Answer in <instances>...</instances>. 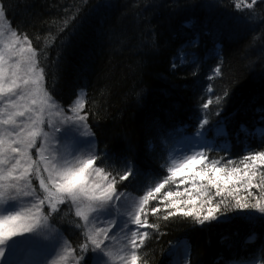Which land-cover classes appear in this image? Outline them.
Instances as JSON below:
<instances>
[{
  "label": "trees",
  "instance_id": "16d2710c",
  "mask_svg": "<svg viewBox=\"0 0 264 264\" xmlns=\"http://www.w3.org/2000/svg\"><path fill=\"white\" fill-rule=\"evenodd\" d=\"M237 2L0 0V9L6 13L5 25L20 39L27 37L25 43L35 50L37 65L44 70L43 87L56 104L69 106L82 96V114L95 133L93 154L109 157L95 166L118 180L126 170L125 158L139 161V174L117 187L141 198L166 177L168 147L184 137L194 139L204 116L210 123L227 121L223 137L213 130L209 141L201 142L213 146L207 162L217 160L223 166L230 157L231 166L242 167L239 160L249 148L264 151V139L256 131L264 127L259 120V109L264 108V0H257L251 9L243 5L237 9ZM209 3L213 7L205 6ZM190 19L195 25L182 27ZM206 23L220 29L215 40L203 34ZM197 33L199 44L193 47ZM181 49L187 54L185 63L180 62ZM193 55L196 64L191 63ZM218 64L220 76L213 71ZM225 90L230 96L221 115H216L220 105L215 102L203 112L201 103ZM241 124L250 134L235 135ZM176 190V183L165 185L146 206L142 219L151 227L143 228L147 236L138 264H172L169 249L178 243L188 248L193 264H250L253 258L261 264L264 222L232 212L219 223L205 225L180 215L165 219L163 193ZM15 192L28 193L21 188ZM153 207L159 209L155 214ZM59 208L53 212L43 206L42 214L51 228L61 232L70 250L77 248L87 237L83 223L69 201Z\"/></svg>",
  "mask_w": 264,
  "mask_h": 264
},
{
  "label": "snow or ice",
  "instance_id": "6c2138e0",
  "mask_svg": "<svg viewBox=\"0 0 264 264\" xmlns=\"http://www.w3.org/2000/svg\"><path fill=\"white\" fill-rule=\"evenodd\" d=\"M256 2L257 0H251L250 3L245 4L244 0H238L235 7L240 9L243 5L251 9ZM104 6L107 7V4ZM205 6L213 7L211 3ZM5 16V11L0 9V37L5 36L3 30L5 25L2 23ZM195 23L194 19H190L183 22L182 27L192 28ZM219 33L218 27H209L207 23L204 25L203 34L205 36L213 37L215 40ZM199 35L197 33L196 39L191 41V46L195 47L199 44ZM25 41H27V37L21 40L17 31L13 30L7 38V42L3 44V48H0V105H2L0 106V165H11L7 172L0 168V181L16 182L27 176L29 167H31L29 149L34 146L37 136L41 134L39 132L40 124H47V121L42 119L45 106L52 108L56 106V101L42 85L44 70L37 65L36 52L30 46L25 48ZM217 47H219L218 44ZM179 55L181 63L187 62V54L183 49L180 50ZM191 63H198V58L195 55H193ZM176 67L178 65L174 58L172 68ZM213 71L216 76H220V65L218 64ZM193 75L196 73L194 72ZM213 78L211 75L208 77L209 80ZM207 91L209 93L213 91L211 85L207 87ZM229 96L230 92L225 90L222 96L218 95L214 100L209 98L206 102H202L203 112H206L215 102L220 105L216 111V115L220 116L223 104L227 103ZM84 108L85 104L78 96L75 98L74 106L61 105L65 114L64 126L54 128L58 144L63 143V137L66 136L83 141L84 146H79L78 143L76 147L72 148L70 155L73 157L79 151H91L95 143V133L90 131L87 115L81 114V110ZM259 120L264 124V108L259 109ZM81 125L84 130H81ZM213 130L215 135L223 137L227 132L226 119L217 120L214 123H210L206 116L199 119L198 127L192 134L196 147L190 146L183 153H179L178 157H173L172 166L167 167L166 177L140 198L136 211L130 216V223L135 225L137 230L129 228L131 252L129 256L121 257L124 264H138L139 249L147 236V232H140L138 229L151 227L146 223V219H142V216L145 215V208L151 200L157 198L161 189L170 183H176L178 190L163 193V203L167 209L165 219L180 215L193 219L198 225H205L211 222L219 223L222 218L227 219V212H232L252 222H264V151H254L249 148L248 154L239 160L242 167L231 166L233 160L230 157L227 158L226 164L223 166H218L220 161L217 160H212L209 163L207 162V153L213 146L209 144L201 146V142L209 141L208 133ZM256 131L259 132L260 138L264 139V127ZM240 133L250 134V130L241 124L239 132L235 135L239 136ZM127 150L131 151V148ZM38 151H43V149ZM108 158L107 155L101 156V153L97 151L88 158L79 160L75 165L66 166L67 161L64 165H60L53 157L44 168V171L48 173V183L46 184L43 179L40 181V186L49 193L48 199L51 201L53 212L60 210L59 205L71 201L77 207V217H82L85 221L104 218L105 223L111 224V227L107 228L98 227L95 237L87 236L84 243L70 250L76 253L77 264H88L90 253L103 254V264H108L106 259L108 253L105 251L108 247L107 241L111 239L113 230L120 227L121 223L115 218V210L121 205L113 204V201H121L122 198L117 185L119 182L134 179L140 171L138 160L125 158L126 170L119 175L117 180L110 173L95 166L98 160L103 162ZM25 165L28 166L25 167ZM13 171H17L19 174L13 176ZM177 178H179L178 183ZM182 185L188 186L179 190ZM253 189H256L259 195H255ZM24 195L29 196L30 193ZM3 196L4 193L0 192V198ZM215 198L220 199L217 201ZM85 202L88 205V213L80 209V204ZM0 203H4L6 208L11 207L12 209L8 210L7 214L0 215V260H2L6 255V250L15 244L41 238L36 229L41 219L39 213L44 201L23 211L15 210L14 200H0ZM158 211L159 209L156 207L151 208L153 214ZM44 219H47V216ZM124 224L127 225L128 220H125ZM99 234H103L105 239L100 240ZM50 238L56 240V248L60 247L62 234L59 230L52 237H43L45 240ZM138 238L139 243L137 242ZM252 239L254 237L250 238V242ZM169 252L173 256H180L175 264H193L186 246H181L178 243L174 248H170ZM63 258L61 257V259ZM91 259L94 262L95 256ZM250 264H257V260L253 258ZM261 264H264V256L261 257Z\"/></svg>",
  "mask_w": 264,
  "mask_h": 264
},
{
  "label": "rangeland",
  "instance_id": "374dc122",
  "mask_svg": "<svg viewBox=\"0 0 264 264\" xmlns=\"http://www.w3.org/2000/svg\"><path fill=\"white\" fill-rule=\"evenodd\" d=\"M3 30L5 32V36L0 37V48H3V44L7 42V38L10 36L11 32V30L6 25ZM24 47H28L25 42ZM78 97L83 101L82 96ZM71 106H74V102ZM42 119L47 121V124H40L39 132L41 134L37 136L34 146L29 149V163L31 164V167H29L27 176L23 180L16 182L11 180L0 181V192L4 193V196L0 198V200H14L16 204V211H23L24 209L32 208L34 204H39L40 201H44L43 205H41V212L39 213L41 219L36 229L41 238L25 240L8 248L6 250L5 257L0 260V264H46V262L47 264H77V256L75 257L70 251L63 238L60 247L58 248H56L57 242L54 238L47 240L43 239V237L54 236L56 231L48 225L47 220L44 219L42 214L43 206H48V208H51V201L48 199L49 193L40 186V181L43 179L45 180L46 184L48 183V173L44 171V168L46 167L48 161H50L53 157L56 158V161L60 165H64L65 161H67L66 166H72L75 165L79 160L86 159L92 155L94 151V144L91 151L82 150L77 152L76 156L73 157L70 155L72 148L76 147L78 143L79 146L84 145L82 140L77 141V139L73 138L72 136L63 137L64 142L60 144L57 143V134L55 133L54 128L56 126H64L63 122L65 120V114L63 113L61 107H59L57 104L54 108L45 106ZM81 130H84L83 125H81ZM187 139V137H184L176 145L168 147L167 167L172 166L173 157H178L179 153H183L190 146L196 147L193 142L194 139ZM39 149H43V151H38ZM61 157H63V159H61ZM27 166L28 165H25V167ZM10 167L11 165H0V168H3L5 172H7ZM18 174L19 173L17 171L12 172L13 176ZM31 181H34V183H31L30 186ZM178 181L179 178H177V182ZM32 187H36L35 191L32 190ZM19 188L27 190L30 195L25 196V193H16V189L18 190ZM120 193L122 197L121 201H113V204L121 205L115 210V218L121 223L120 227L113 230L111 239L107 241L108 247L105 249V251L108 253V256L106 257L108 264H124V261L121 259V257L129 256L131 252V245L129 243V240L131 239V232L129 231V228L137 230L135 225H131L130 216L136 211L140 198L123 192ZM69 202L71 203L76 214V205L72 204L71 201ZM80 209L88 213L87 202L80 204ZM8 210H12L11 207L6 208L4 203H0V215L7 214ZM33 212H35V209H33ZM79 218L81 219L85 228L86 236L92 235L95 237L97 235L96 229L98 227H111L110 223H105L104 218L89 221H85L82 217ZM125 220H128L127 225L124 224ZM138 231L143 232V228L138 229ZM14 239L19 240L20 238ZM99 239L104 240V235L99 234ZM138 241L139 238L137 239V242ZM181 246L184 245L181 244ZM169 255L172 258V264H175V262L180 259V256H173L170 252ZM90 256H95V261L93 262L91 259V263L89 264H103V254H91ZM61 257L64 258L61 259Z\"/></svg>",
  "mask_w": 264,
  "mask_h": 264
}]
</instances>
